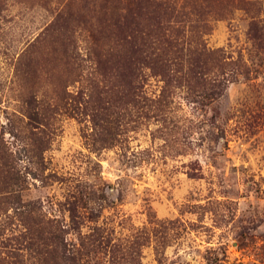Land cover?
I'll return each instance as SVG.
<instances>
[{
	"label": "rangeland",
	"instance_id": "rangeland-1",
	"mask_svg": "<svg viewBox=\"0 0 264 264\" xmlns=\"http://www.w3.org/2000/svg\"><path fill=\"white\" fill-rule=\"evenodd\" d=\"M0 264H264V0H0Z\"/></svg>",
	"mask_w": 264,
	"mask_h": 264
},
{
	"label": "trees",
	"instance_id": "trees-1",
	"mask_svg": "<svg viewBox=\"0 0 264 264\" xmlns=\"http://www.w3.org/2000/svg\"><path fill=\"white\" fill-rule=\"evenodd\" d=\"M158 262H160V259H158Z\"/></svg>",
	"mask_w": 264,
	"mask_h": 264
}]
</instances>
